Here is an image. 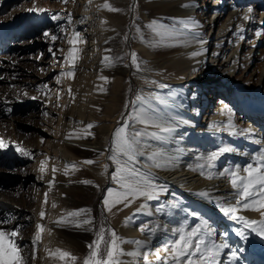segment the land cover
I'll list each match as a JSON object with an SVG mask.
<instances>
[{"label":"bare ground","instance_id":"1","mask_svg":"<svg viewBox=\"0 0 264 264\" xmlns=\"http://www.w3.org/2000/svg\"><path fill=\"white\" fill-rule=\"evenodd\" d=\"M199 1L134 0L131 11L125 0H91V3L69 0V7L58 14L57 19L45 16L41 22L51 24L57 20L60 27L68 28L69 40L64 45L67 53L59 54L58 46L54 49L58 59L64 62L61 73L71 70L73 75L65 77L71 82L75 74H81L82 81L78 111L62 108L55 132L47 128L53 126L45 121L35 125L36 132L48 142H51L50 137L59 139L58 134L62 133L59 150L63 148L64 155L53 157L72 166L77 161L71 151L78 149L90 155L92 159L86 160L95 163H84L82 167L84 171L97 172L98 182L106 184L107 195L108 189H121L112 179L118 165L109 159L116 152V130L123 126L129 135L142 133L138 137L135 168L156 186L154 198L141 196L128 207L116 204L111 213L103 202L105 198L101 202L106 223L114 226L116 236L123 241L119 244L123 250L117 257L119 264H178L172 259L174 244L180 235L188 236L194 228L199 229L208 247L213 241L216 245H227L219 249L215 264H264V236L246 228L236 218L259 222L264 216L243 207H238L235 213L223 211L224 207L235 206L239 198L225 170L235 172L238 183L239 178L249 177L244 169L250 164L264 171L261 168L264 163V94L260 89L264 79V51L257 82L251 81L253 72L245 77L237 76L241 69L253 63L254 52H248L249 49L245 52L244 63L239 61V55L244 26L251 17L249 9L257 5L261 7V14L253 27L250 49L254 51L260 45L264 0L255 3L251 0H202L205 4L200 7ZM105 3L121 11L101 7ZM72 5H79L80 10H72ZM45 10L49 16H54V9ZM131 21L135 25L128 50L119 40L125 25ZM257 32L262 34L257 36ZM115 45L118 48L113 52ZM133 52L139 68L132 63ZM193 52L199 55L193 56ZM70 53L76 57L74 67ZM131 78L138 83V88L123 104L121 99ZM70 85L73 88L74 83ZM111 93L114 102L109 109L103 110ZM36 107H40L44 115L47 113L45 119L48 120L52 113L48 110L49 101L40 100ZM89 124L94 127L88 128ZM156 125L170 131L163 132ZM69 136L71 138H67ZM41 142L32 144L29 156L43 151ZM221 148L232 150L209 161V155ZM49 154L52 153L47 151V158ZM120 160L123 163L126 157L120 155ZM28 177L34 186L43 184L49 191L61 180L56 173H48L45 169H40L36 177ZM88 185L85 184L84 189ZM10 198L5 197L0 208L11 212L8 219H13V225L14 218L26 216L27 208L11 203L14 200ZM116 199L115 196L110 198L109 205ZM40 213L38 221L65 233L60 224L62 214L54 215L46 223L41 221ZM92 225L93 221L81 226L91 229ZM238 230L245 232L246 240L238 235ZM66 239L69 243L64 246L34 240L39 244L36 262L61 264L57 249L77 256H84L89 249V243L80 237L69 234ZM188 259L198 257H182L179 264H186Z\"/></svg>","mask_w":264,"mask_h":264},{"label":"rangeland","instance_id":"2","mask_svg":"<svg viewBox=\"0 0 264 264\" xmlns=\"http://www.w3.org/2000/svg\"><path fill=\"white\" fill-rule=\"evenodd\" d=\"M45 1L0 0V76H3V79H0V139H3L5 143V147L0 148V204L5 201V197L9 196L14 200L13 202L10 201L11 203H15L20 207L24 205L27 208L26 216L14 218L13 225L11 222L13 219L11 221L8 219L11 212L8 213L0 208V221H7V223L0 224V230H4L9 234L13 230H19L16 237L10 235L8 237L9 246L14 245L18 253L19 264H39L35 260L38 255L39 242H53L64 246L69 241L66 239L69 234L80 237L89 245H93V248H89L84 256L71 254L77 259L72 260L71 256L65 257L61 259V264H65L66 261H69V264H82L91 256L100 238L101 230L103 229V241H110L112 238L111 232L115 231V228L106 223L105 212L101 206V202L106 196V184L98 182L97 172L84 171L82 167L84 161L92 159V157L78 149L73 150L70 154L76 157L77 162L71 164L75 167L67 166L70 163L59 160V157H53L55 154L58 156L64 155V149L59 150L62 147L61 140H59L62 138V133L58 134L59 139L50 137L48 139L51 142H48L35 129V125H42L45 121L53 126V128H47L54 131V128L57 129L60 122L62 108H67L69 111H78L82 100L81 74H75L71 80L74 83L72 88L68 77L61 73L60 68L63 67V59H58L56 55L53 57L49 51V49L55 51L54 48L58 46L59 54L67 53L64 45L66 46L69 40L68 28L66 26L60 27L61 25L57 20L52 21L51 24L50 22H47L49 24H41L44 18L49 17L47 19H51L53 17L48 15L47 10L45 12L28 11L33 7L52 8L54 9L53 14L58 16L69 7V2L63 3L62 0ZM256 1L258 0H251L250 2L255 3ZM125 3L128 5L129 10L134 9V0H125ZM203 4L205 2L200 0L199 7ZM72 6V10H80L79 5ZM250 9L251 17L246 22L247 25L244 26L245 36L241 41L242 48L239 61L241 63L246 61L244 55L249 49L248 52H254L253 63L247 69H241L237 76L242 75L245 77L253 72L251 81L257 82L255 79L260 70L259 65L264 51V29L259 42L260 45L252 51V43L249 41L254 32L253 27H256L255 23L261 14V7L257 5L256 7L252 6ZM207 14L209 15V13ZM213 16L215 15L212 14ZM133 24L134 22L131 21L125 25L122 32L123 36L121 35L119 40L125 43L126 48H128L131 41V30L135 25ZM209 28L210 24L207 30ZM45 32L55 35L57 39L52 41L50 36L46 37L44 35ZM116 47L118 48L116 45L113 47V52L117 50ZM210 67H214V65H210ZM57 78H59V83ZM79 85V89L74 88ZM111 85L113 86V82H111ZM69 88H71V94H69ZM137 88L138 83L131 78L121 102L123 101V104H126L131 95L137 91ZM121 89L120 87L119 90ZM260 89L263 90L264 94V79L261 81ZM32 97L37 98L33 99ZM111 97H113L112 93L109 96L110 101L105 104L103 110L105 108L109 109V105L114 102ZM40 100L45 103L49 101L48 110L52 113L48 115V120L45 119L47 115H44L40 107H36ZM112 108L113 106L110 110ZM8 109H11V111H8ZM42 140L41 148L43 151L40 154L29 156L32 144L40 143ZM47 151L52 153L49 154L48 158L46 156ZM41 168H44L48 173H56L61 178L58 185L51 191L43 184L34 186L35 183L30 181L28 177H36ZM53 169H55V172ZM66 172L67 174H65ZM83 181H92L93 183L89 184L87 189H84L86 183H83ZM81 185L82 189L80 188ZM36 187H38L37 190ZM53 204L56 207H53ZM39 211L45 212V216L40 219L46 223L52 220L54 215L62 214L60 224L65 233L53 229L52 226H45L38 221L37 214ZM72 212H79L80 214L78 216L68 215ZM84 220L93 221L91 229H85L81 226L84 225ZM37 223L43 225V231L37 228ZM37 236H39V240H37ZM34 240L38 243H34ZM104 249L105 244L100 243L99 254L101 257L104 255ZM8 256L13 260L16 259V256L12 253H9ZM0 264H3V262L0 261Z\"/></svg>","mask_w":264,"mask_h":264},{"label":"snow or ice","instance_id":"3","mask_svg":"<svg viewBox=\"0 0 264 264\" xmlns=\"http://www.w3.org/2000/svg\"><path fill=\"white\" fill-rule=\"evenodd\" d=\"M63 3H68L69 0H62ZM91 3V0H89ZM101 7L106 8L109 11L118 12L121 11L120 9L113 8L110 4H103ZM28 11L31 12H45V9L33 7L28 9ZM251 11V9H249ZM57 16H53L52 19H57ZM248 17H245L247 19ZM185 27H188L187 24H185ZM257 36L261 35L262 32H257ZM44 35L46 37L50 36V39L52 41H55L57 37L55 35H50L49 33L45 32ZM76 37L79 38V33L76 34ZM70 44L73 43V41H69ZM50 53L53 57H55L56 52L52 49H49ZM62 51V50H61ZM193 56L199 55V53L193 52ZM70 59L73 61V67H74V61L76 59L75 56H73L71 53L69 54ZM131 60L132 63L136 65L137 68L140 67L139 63H137V55L136 53L131 54ZM62 75H66L71 77L73 75V71H69L67 73H63ZM0 79H3V76H0ZM102 79L107 80L106 77H102ZM57 82L59 83V78H57ZM161 87H165V85H161ZM69 94H71V88L68 89ZM26 95V93H25ZM33 99H36L37 97H32ZM74 99V98H73ZM8 111H11V109H8ZM47 115V113H45ZM144 123H148L147 121H142ZM88 128L94 127V125L89 124L87 125ZM157 128H160L163 132L170 131L169 128L163 127L161 128L160 125H156ZM142 136V133L135 132L131 135H129L125 128L121 126L119 129L116 130L114 134V143L116 145V152L109 156V159L114 161L117 165V171L113 173L112 179L116 180L120 185L121 189L119 191L108 189L107 195L104 199V204L107 206V211L109 213L112 212L113 208L116 207V204H123L124 207L130 206L135 199H138L139 197L143 196L147 199L154 198V193L156 191V186L153 184L151 179H148L143 173L139 172L135 168V162H136V156L138 147L140 144V141L138 140V137ZM71 138V136L67 137ZM43 142V140H42ZM5 143L3 139H0V148H4ZM19 150V149H18ZM232 149L229 148H221L218 151L212 152L208 160L209 161H215L221 154L227 151H231ZM120 155L126 157V160L122 163L120 160ZM85 164L92 165L95 163L93 160H86L84 161ZM129 164L132 166L129 167ZM72 167H75V165H72ZM105 168L108 166L105 165ZM261 168H264V163H261ZM41 171H44L43 168H41ZM55 172V169H53ZM245 172L249 173V177H243L239 178L240 182L238 183L237 175L235 172H232L231 170H225V174H227L230 178V182L232 184V187L234 189H237V195L238 199L236 200L235 206H228L224 207L223 211L228 213H235L237 211L238 207H243L246 210H253L258 213H260L261 216H264V171H260V169H254L253 165H248L247 168L244 169ZM67 174V172L65 173ZM212 178V177H208ZM52 183V182H50ZM83 183L91 184L92 181H83ZM98 187V186H97ZM201 195H205L204 193H201ZM113 196L117 197V199L109 205V199ZM259 202V206H256V203ZM47 203V201H45ZM249 205H251V208H249ZM53 207H56L55 204H53ZM79 212H72L68 215L70 216H78ZM195 215V214H193ZM41 218L45 216V212L41 211L40 213ZM237 219L241 220L242 223L245 225L246 228H251L253 232H257L259 235L264 236V220L262 221H255L250 220L244 217H236ZM7 223V221H0V224ZM84 224L91 223L90 220H84ZM255 226V227H254ZM41 231L44 230L43 225H38ZM144 228H141V231H144ZM155 229H152L154 231ZM18 229L13 230L10 234L4 230H0V261L3 262V264H19V258L18 253L16 252L15 246H9L8 237L9 235L11 237H16L18 234ZM238 235L241 236L243 239H247V235L243 230H238ZM111 239L110 241H103V229L101 230L100 238L97 241L95 248L93 252L91 253V256L87 258L84 261V264H119V261L117 257L119 255L123 254V250L119 247V244L123 241H120L119 238L116 236L115 231L111 232ZM37 240H39V236H37ZM100 243L105 244L104 249V255L103 257L99 254V248ZM137 243H139L137 241ZM89 248H93V245H88ZM227 247L226 244H220L216 245L213 241L211 244V247H208L206 245L205 240L203 239V236L200 234L199 229H195L192 231V233L188 236L180 235L179 239L174 244V251L175 254L173 255L172 259L173 261L179 262L181 261L182 257H198V259H188L186 261V264H215L214 258L219 253V249ZM169 251H172V249H169ZM56 252L59 254L61 259H64L65 257L71 256V254L67 251H62L60 249H57ZM12 253L16 256V259H11L8 254ZM159 255V253H157ZM236 256V253H233V257ZM72 260H76L77 258L75 256H71Z\"/></svg>","mask_w":264,"mask_h":264}]
</instances>
